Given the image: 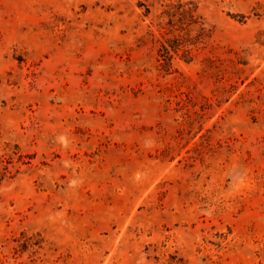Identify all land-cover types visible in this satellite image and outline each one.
I'll use <instances>...</instances> for the list:
<instances>
[{"label":"rangeland","instance_id":"1","mask_svg":"<svg viewBox=\"0 0 264 264\" xmlns=\"http://www.w3.org/2000/svg\"><path fill=\"white\" fill-rule=\"evenodd\" d=\"M0 264H264V0H0Z\"/></svg>","mask_w":264,"mask_h":264}]
</instances>
